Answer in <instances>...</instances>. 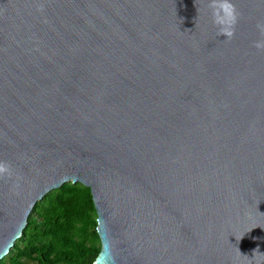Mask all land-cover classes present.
<instances>
[{"label": "water", "instance_id": "obj_1", "mask_svg": "<svg viewBox=\"0 0 264 264\" xmlns=\"http://www.w3.org/2000/svg\"><path fill=\"white\" fill-rule=\"evenodd\" d=\"M207 3L0 0V260L70 182L93 264H264V0Z\"/></svg>", "mask_w": 264, "mask_h": 264}, {"label": "trees", "instance_id": "obj_2", "mask_svg": "<svg viewBox=\"0 0 264 264\" xmlns=\"http://www.w3.org/2000/svg\"><path fill=\"white\" fill-rule=\"evenodd\" d=\"M89 187L64 183L37 202L0 264H93L100 250Z\"/></svg>", "mask_w": 264, "mask_h": 264}, {"label": "clouds", "instance_id": "obj_3", "mask_svg": "<svg viewBox=\"0 0 264 264\" xmlns=\"http://www.w3.org/2000/svg\"><path fill=\"white\" fill-rule=\"evenodd\" d=\"M207 7L210 12L212 25L217 29V35L219 37L223 36L230 41L235 35L236 25L239 20V12L232 0H208ZM255 27L260 38L253 42L252 47L257 51L264 52V22H258ZM11 176V165L0 161V178H11ZM256 254H259L258 250L253 255Z\"/></svg>", "mask_w": 264, "mask_h": 264}]
</instances>
